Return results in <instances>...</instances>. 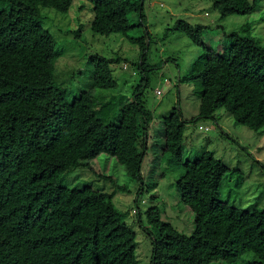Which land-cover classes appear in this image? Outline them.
<instances>
[{
	"label": "trees",
	"instance_id": "trees-1",
	"mask_svg": "<svg viewBox=\"0 0 264 264\" xmlns=\"http://www.w3.org/2000/svg\"><path fill=\"white\" fill-rule=\"evenodd\" d=\"M88 1L96 34L126 35L134 28L130 13L139 15V25L144 23L141 0ZM72 2L0 0L7 5L0 9V264H139L135 233L126 213L113 203V194L64 183L101 154L116 158L140 181L153 120L142 91L152 69L145 61L147 46L144 37L130 39L140 48L137 68L142 79L116 119L104 123L90 93L68 100L53 75L58 53L42 26L40 8L65 13ZM212 7L221 19L254 10L248 0H212ZM193 29L201 32L205 27L179 20L167 33ZM206 50L204 64L184 79L201 83L198 116L214 119L228 102L240 101L247 110L241 123L263 132L264 46L256 47L254 77L226 61L229 46L222 54ZM90 61L92 86L116 89L110 67L121 59L93 55ZM162 123L165 152L183 166L176 187L194 221L187 251L180 254L173 246V226L162 221L158 207L147 208L152 262L236 264L250 253L253 259L247 264H264V209H239L219 199L225 166L213 153L202 151L183 161L185 120L178 105Z\"/></svg>",
	"mask_w": 264,
	"mask_h": 264
},
{
	"label": "rangeland",
	"instance_id": "rangeland-1",
	"mask_svg": "<svg viewBox=\"0 0 264 264\" xmlns=\"http://www.w3.org/2000/svg\"><path fill=\"white\" fill-rule=\"evenodd\" d=\"M248 1L254 6L253 12L221 19L212 7V0H141L143 25H139L137 13H130L129 22L134 28L126 35L109 36L92 31L94 15L88 0H73L65 13L40 8L42 26L51 35L58 53L54 60L55 82L65 89L68 100L82 92L90 93L93 109L104 123L116 119L119 107L131 99L133 89L141 82L143 74L137 68L140 48L130 39H145V61L152 69L146 73L148 86L142 91L153 120L146 139L140 181L133 180L128 168L116 158L101 154L87 161L84 168L73 171L64 183L67 188L89 186L113 194V203L126 213L125 220L135 233L139 264H184L166 260L152 262L149 234L153 231L145 222L147 208L158 207L162 221L173 226V246L180 254L187 251V237L193 231L194 215L182 202L176 187L183 166L173 162L164 148L162 118L177 105L185 120L183 161L194 159L202 151L213 153L225 166L219 199L239 209H264V129L253 131L241 123L247 110L240 101L228 102L226 109L216 111L214 119L200 118L201 83L184 81L204 64L206 49L222 54L227 46L226 61L247 71L251 77L256 75V47L264 46V0ZM0 9H7V5L0 3ZM179 20L205 29L201 32L193 29L187 34L167 33ZM93 55L121 59L119 64L110 67L117 81L116 89L101 90L92 86L90 58ZM157 91L161 94H156ZM250 259L253 258L247 253L236 264H247Z\"/></svg>",
	"mask_w": 264,
	"mask_h": 264
},
{
	"label": "built area",
	"instance_id": "built-area-1",
	"mask_svg": "<svg viewBox=\"0 0 264 264\" xmlns=\"http://www.w3.org/2000/svg\"><path fill=\"white\" fill-rule=\"evenodd\" d=\"M156 94L160 95V94H161V92H160V91H157V92H156Z\"/></svg>",
	"mask_w": 264,
	"mask_h": 264
}]
</instances>
